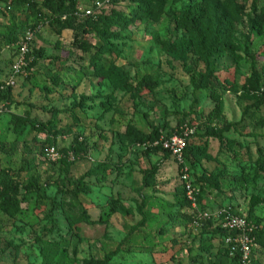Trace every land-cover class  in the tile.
<instances>
[{
	"label": "rangeland",
	"instance_id": "obj_1",
	"mask_svg": "<svg viewBox=\"0 0 264 264\" xmlns=\"http://www.w3.org/2000/svg\"><path fill=\"white\" fill-rule=\"evenodd\" d=\"M231 1L247 14L255 0ZM88 5L79 0L77 7ZM256 5L264 11V0ZM6 6L0 1V84L10 75L13 46L24 34L19 24L29 13L23 5ZM235 29L234 53L202 62L175 21L129 24L111 41L115 66L127 73L131 91L124 93L94 74L90 59L101 47L94 33L84 37L94 48L83 53L71 30L36 23L31 67L0 93V179L24 187L35 180L38 192L26 195L16 217L0 212V264H209L218 245L202 213L230 209L248 217L252 209L264 230V178L245 182L264 158V100L254 108L241 91L255 68L264 99V28L252 34L242 20ZM95 58L96 66L110 62ZM145 77L157 88L139 94ZM16 116L37 129L26 124L15 134L9 122ZM127 126L144 134L156 129L160 137L181 126L193 130L183 163L200 191L196 211L177 206L185 196L182 167L171 156L122 142ZM76 141L84 147L77 157ZM50 148L54 161L42 155ZM81 182L87 189L78 192ZM257 264H264L259 249Z\"/></svg>",
	"mask_w": 264,
	"mask_h": 264
},
{
	"label": "trees",
	"instance_id": "obj_2",
	"mask_svg": "<svg viewBox=\"0 0 264 264\" xmlns=\"http://www.w3.org/2000/svg\"><path fill=\"white\" fill-rule=\"evenodd\" d=\"M0 1L6 2L7 10L8 8L10 10L12 5H23L27 7L29 13L24 16L19 24V28L21 31L23 30L22 33L31 31L35 34L36 23L40 20H45L50 26L57 29L71 30L74 35V48L83 53H88L94 48L84 39L88 34L94 33L101 47L95 50L94 56L90 59V66H92L94 74L105 76L114 89L124 93L131 91V89L127 84V73L115 66V59L113 57L117 53L116 49L111 45V41L119 40L116 34L125 31L126 27L131 23L156 25L163 18L175 21V25L184 31L187 36L189 46L193 48L194 54L202 62H207L211 59H220L234 53V49L236 50L237 47L233 36L236 34V25L240 21H247L249 31L252 34H258L264 28V11H258L256 5L259 0H255L251 4L250 11L247 14H245L244 6L240 7L231 0H224L222 4H218L214 0H114L110 9L103 10L93 17L87 18H81L79 16L82 12L77 7L79 0H42L39 7L36 6L33 0ZM121 8H124L126 12H120L119 10ZM31 20L34 23L31 24ZM13 35V32L7 33L9 37H13ZM162 44L164 46L166 45V43ZM248 44L249 42L247 41L245 49ZM32 53L33 51L31 50L30 56H32ZM97 56L108 57L110 59L109 64L107 66L102 64L96 66L95 57ZM255 58L250 57L251 60H255ZM30 65L28 67H31ZM256 71L255 68H252L251 76L246 80L241 91L247 100L255 101L254 108L258 109L263 104L264 99L260 93L261 76ZM262 71L264 74V68H262ZM197 77L203 82H206L208 78L204 74H198ZM157 85L156 81H153L150 77H145L138 84V87L141 86L138 92L141 94L142 90L146 89L149 93H152L157 88ZM57 86H59V83L55 81L54 87ZM9 89L12 88L0 90V93ZM9 124H13V132L16 134L20 132L24 125L31 124V122L27 117L16 116L11 118ZM31 126L37 129L34 124H31ZM229 128L231 126L223 129V132H227ZM159 137V132L156 129L150 134H144L132 126H127L125 133L120 138L122 142L130 146L138 145L146 151H153L154 153L161 152L170 156L159 145L153 146ZM83 148V145L77 144L76 141L71 148L74 153L73 155L77 157L78 154L83 152ZM185 151L183 154L184 158ZM42 155L44 157L45 154L42 153ZM250 171L253 173V178L249 179L245 177V182L253 183L257 178H264V158L259 157L254 166L250 168ZM86 189V185L82 182L77 187L78 192ZM215 189L219 190L217 185H215ZM34 192H38V186L35 180H31L24 187L8 178H1L0 212L9 218L16 217L21 212L22 204L27 202L26 195ZM182 192L184 194V189ZM198 202H200V191H198L197 195V204ZM75 203L79 206L77 201ZM177 206L180 208H191L185 196H183L181 201H177ZM229 211L231 214L238 216L234 211L230 209ZM67 218L71 219L70 216H67ZM245 220L254 227L252 234L254 237V251L251 260L253 264H257V250L264 251V230L260 228V219L254 217L252 209H250L249 215L245 217ZM81 222L82 220H77L74 224ZM206 222L208 223L207 227L213 230L210 239L216 240L218 245L215 255L216 260L209 264H240L238 255L234 258L229 257L228 248L223 244V239L226 236L225 233L213 221L206 220ZM75 226L77 228V225ZM136 230L137 227L132 229V231ZM212 248L211 244H206L203 246V251L210 254Z\"/></svg>",
	"mask_w": 264,
	"mask_h": 264
},
{
	"label": "built area",
	"instance_id": "obj_3",
	"mask_svg": "<svg viewBox=\"0 0 264 264\" xmlns=\"http://www.w3.org/2000/svg\"><path fill=\"white\" fill-rule=\"evenodd\" d=\"M89 3L79 15L81 18L93 17L103 10L110 9L114 0H85ZM9 10V8H8ZM34 33L26 31L21 40L13 46V59L10 67V75L2 82L0 90L14 88L16 80L24 74L26 68L31 63L30 51L33 46ZM194 135L191 128L187 126L179 127L168 137H159L153 145H159L161 149L167 152L181 168V183L183 185L186 200L190 203L191 209H197L198 190L194 189L189 182L187 169L183 163V154L188 141ZM44 158L48 161L57 159V153L54 148L45 152ZM202 218L213 221L225 233L223 244L228 248L229 257L239 256L240 264H253L251 257L254 251V227L248 223L243 216H237L224 209L217 213H202Z\"/></svg>",
	"mask_w": 264,
	"mask_h": 264
}]
</instances>
